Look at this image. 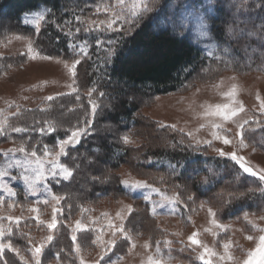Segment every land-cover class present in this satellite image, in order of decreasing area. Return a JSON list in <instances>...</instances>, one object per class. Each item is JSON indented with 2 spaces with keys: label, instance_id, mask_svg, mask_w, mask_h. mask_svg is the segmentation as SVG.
Masks as SVG:
<instances>
[{
  "label": "trees",
  "instance_id": "trees-1",
  "mask_svg": "<svg viewBox=\"0 0 264 264\" xmlns=\"http://www.w3.org/2000/svg\"><path fill=\"white\" fill-rule=\"evenodd\" d=\"M112 1L0 0V22L1 15L5 12L10 22L15 24L13 31L30 37L36 50L43 54L73 62L80 56L74 54L68 44L80 43L85 37L90 42V58L82 59L78 65V91L48 101L45 108L20 111L8 124L30 129L13 134L18 141L29 142L26 144L28 148L35 146L38 153L40 149L43 152L44 144L54 148L58 140L65 136L63 130L41 136L31 129L47 127L46 122L63 123L62 112L68 114L64 127L83 120L85 111L91 113L92 109L88 90L97 88V92L91 97L98 105L95 116L87 117L91 122L79 142L67 146L66 155L61 157V161L69 165L74 174L68 181L52 184L54 194L65 197L61 204L63 214L60 215L57 235L51 245L52 250L49 251L53 259L59 256L61 262L67 259L69 262L75 261L72 251L74 244L67 220L84 208L83 203L94 206L101 200L131 197L138 208L136 215L139 214L143 222L146 219L153 222L148 203L129 195L121 184L118 171L123 167L171 196L174 184L192 191L197 200L195 205L177 204L185 223L195 219L201 209L200 202L211 205L224 223H244L246 215L264 214V182L258 177L243 173L232 160L211 155L203 147H200L199 152H194L187 136L183 145L176 148L167 146L185 133L150 122L140 114L141 107L149 104L155 97L183 92L222 74H264V40L260 39V34H264V0H144L146 10L132 19L130 25H126V29L130 30L125 33H101L93 28L89 33L80 32L76 40L66 35L70 30L74 32L77 27L87 26L78 23L75 17H80L81 20L111 19V13L97 14L95 10L97 7L110 5ZM124 3L130 4L125 9L131 11L138 0ZM183 3H187L190 8L200 7L207 11L211 34L220 45L218 55L208 57L189 38L179 37L170 29L159 27V21L166 19L169 11L172 12L171 6L179 10L184 6ZM40 7H46L48 11L46 19L37 30L25 24L23 16ZM123 9L115 10L128 16L130 11L125 12ZM52 21H57L60 25L70 23L61 32ZM120 26L119 23L116 25L118 28ZM229 30L243 33L233 38L228 35ZM252 32L257 35H250ZM98 35L117 40L116 55L108 63L105 70L107 74L104 76H98L94 71V61L98 56L104 55L103 52H97L95 37ZM13 61L21 62V59L0 57V70L12 65ZM100 92L104 96L101 97ZM105 124L113 125L114 129L100 134L99 128ZM127 135L131 140H141V143L136 146L124 143L123 137ZM245 139L255 149L264 152V113L256 114L246 126ZM37 140H42L43 143L37 145ZM179 161L184 165L183 168L177 169V174H170L169 162L175 164ZM160 176L166 177L165 182L158 179ZM237 177L240 179L237 180ZM204 178L208 179L207 184L203 182ZM85 181L94 187L80 188ZM17 195L23 200L22 191ZM145 224H142L143 228ZM83 234H94L95 237L97 233L90 231ZM77 237V242L82 243L79 234ZM15 238L20 243L26 240L23 235L14 236ZM83 246L93 245L85 243L82 248ZM49 255L47 253L44 259L48 260L46 257Z\"/></svg>",
  "mask_w": 264,
  "mask_h": 264
},
{
  "label": "rangeland",
  "instance_id": "rangeland-1",
  "mask_svg": "<svg viewBox=\"0 0 264 264\" xmlns=\"http://www.w3.org/2000/svg\"><path fill=\"white\" fill-rule=\"evenodd\" d=\"M183 4L184 6L179 10L171 6L170 9L172 12L169 11L167 13V18L159 21V27L168 28L179 37L189 38L191 42L201 48L208 57L218 55L220 53V45L211 34V25L208 22L207 11L200 7L190 8L187 3ZM129 5V3H124L122 6H118L116 0H113L108 6L115 7V9L124 8L123 10L126 12V10L130 11V9H125L126 7L129 8ZM47 11L48 9L46 7H40L38 10L27 13L30 14V22L27 25L36 28V17L31 14L42 12L46 15ZM7 16L5 12L1 15L0 57H10L12 59L14 57H19L21 62L13 61L12 65L6 67L4 70H0V122H4L7 129L6 135H0V171L7 173L6 176L0 177V202L4 201V204L0 205V217H5L4 219H0V225L5 228L10 226L13 229L14 234L10 237L6 235L3 238L4 241L11 240L13 244L21 250V255L31 259V253L27 251L29 248L27 238L20 243V241H16V238L14 239V236L21 235V231H25L35 241H39L48 234L46 227L37 225L36 221L32 219L36 213H30L27 209L30 206H36L40 209L41 219L45 221L50 220L52 205H46L43 201H51L54 192L53 190L51 192L47 191L45 189V184H49L51 189H53L52 184L58 182L51 180V177H49L48 180H39L35 183L36 192L32 194L23 176L27 175L30 179H35L40 171L39 166L34 162L30 163L27 166V171L22 167H9L10 164L15 165L18 161H25V154L15 151L14 149L18 148L22 143L26 142V144H29V142L24 140L18 141L17 138L13 136L16 132H11L10 128H8V124L11 118L18 115L20 111L28 112L30 110L45 108L48 102V96L57 99L78 91V65L75 70L76 76H71L69 68L65 67V63L70 67L72 61H66L60 57L46 55L37 51L34 41L30 37L16 34L13 31L15 24L10 22V18ZM25 16L26 14L23 16V22ZM42 23L43 21L40 22V27ZM204 30H208V38H202L200 36V33ZM17 37L25 38L18 39ZM30 44L33 49L31 55H35V59H32L29 55ZM213 45H215V47H213ZM44 56L52 57L53 59H42ZM73 81H75V83H73ZM69 85H72V87H69ZM233 86L236 88L235 98L244 104L247 115L252 117L249 122L253 120L256 114H263L260 111V100L257 99V96L264 99V74L259 73H226L215 79L200 82L193 88L186 89L183 92L155 97L149 104H145L141 107L140 114L145 119H148V121L158 123L161 126L175 125V130H184L182 133L192 131L199 139H211V129L208 125L212 121H218L216 116L223 115L216 111V106L218 104L231 103L226 93L231 91ZM73 88H75L76 91H73ZM208 109H210L211 115L205 114ZM62 113L63 126H66L67 118L65 117H68V114L65 112ZM201 125H205V127L201 128ZM225 127L232 130L231 135H235L236 127L234 124L227 123ZM112 129H114L113 125L105 124L103 127L99 128V133L103 134L105 130L110 131ZM198 129L199 131H197ZM80 138L81 136L78 138V142ZM131 141L132 143L130 144L133 146L138 145L137 143H141V140H136L135 138ZM246 143H248L247 140ZM248 145L247 148L241 149L238 146H224L218 141H213L212 147H205L203 145H201V147L205 148L211 155H216L214 151L215 148L220 149L223 147L225 151H238V153L246 157L256 169L264 168V152L255 149L249 143ZM42 154L43 152L40 149L38 156H42ZM60 159V157H57V162H59ZM42 167L45 169L46 173L50 165L45 160ZM118 173L121 175V179H140L125 167L121 168ZM61 181L63 180H59V182ZM100 181H102V179H100ZM5 186L15 192L16 195H9ZM92 186L94 187V185H89L85 181L80 185V188L88 189ZM124 188L129 195L141 198L148 203L150 216L153 215V222H151L150 219H146L147 224H145L146 222L140 219V215H136V210L138 208L131 197L120 198L118 200H101L96 202L94 206L83 203L84 208L78 210L70 220H67L68 224L71 226L77 219H83L85 221H88L89 218L98 219L99 224H92L90 227L95 230L104 226L105 230H107L106 221L102 213L106 212L111 217H115L116 213L121 211L124 205L131 204L133 206L134 211L124 221V224L135 236L137 246L131 251V242L123 241L122 239L118 240L117 246L108 254L111 257L109 264H111L112 261H118L119 264H141L142 259H146L148 255H152L155 259H162L166 261V264H204L202 260L197 259V253L202 252L203 249L194 250L195 246H190L187 243V237L193 232H198V239L209 248L214 249L219 255L224 254L222 245L225 242H231L229 252L233 258L231 260L220 261L219 255L205 256V259H210L212 264H264V240H262V238H264V231L259 230L264 228V219H260L264 217V214L259 216L246 215L249 216L254 224L258 225V227H253L252 222L248 220L244 223H224L220 220L216 212L217 222L219 224L228 225L227 229H223L211 223L212 218L208 215L207 207L212 206L206 204L204 208L200 209L195 219H192L190 223H185V221H182L177 204H171L163 200L164 196L171 197L170 194L162 190L160 193H155L150 189ZM20 191L24 194L23 200L20 199L21 196L17 195ZM149 197L151 199H149ZM9 203L14 204L15 207L9 209L7 207ZM153 207H155V214L152 212ZM85 209L89 211H83ZM213 210L216 211L214 208ZM84 214H86L87 217H84ZM9 215L13 217H23L19 226L6 219ZM58 219H60V215ZM142 224H145L144 228ZM57 229L54 233L55 237L57 235ZM177 232H179L180 235L174 236L173 233ZM78 234L83 244L87 243L91 245V240L95 238L94 234L85 235L83 233H77V235ZM249 236H251L252 239H247ZM105 238L107 239L109 237L106 236ZM146 240H150L152 243V247L148 250L142 247ZM166 240L173 241L171 246L165 243ZM157 242L160 248L159 253L156 252ZM52 243L47 245L42 253V264H57V256L53 259L51 255H49V251L52 250ZM72 251L75 261L69 262L70 260L67 259V261L64 260L60 262V264H80L74 245H72ZM98 251L99 249L95 245L86 246L82 248V256L91 264V262L96 259ZM129 251H131V253ZM47 253L51 259L48 256L46 257L48 260H45L44 257ZM4 258L9 261V264H22V261L13 252L5 251ZM105 259L107 260L108 257H105ZM101 264H103V262H101Z\"/></svg>",
  "mask_w": 264,
  "mask_h": 264
},
{
  "label": "snow or ice",
  "instance_id": "snow-or-ice-1",
  "mask_svg": "<svg viewBox=\"0 0 264 264\" xmlns=\"http://www.w3.org/2000/svg\"><path fill=\"white\" fill-rule=\"evenodd\" d=\"M118 6H122L124 4V0H116ZM146 10V4L144 3V0H139L138 4H133V7L128 14V16L122 15L119 12H116L115 7H109L108 5H105L103 7H97L96 13H111L112 18L111 19H100V20H93V19H87V20H81L80 17H75L76 21L81 24L87 25L86 27H77L75 31H69L66 33V35L71 36L73 40H76L80 32L89 33L92 31L93 28L97 32L101 33H107V32H126L130 29H126V25H130L132 23V19H135L139 14ZM29 15L26 14L24 18V22L28 24L30 22ZM36 17L35 24L36 29L39 30L40 22L44 21L46 19V16L44 13L39 12L35 14H31ZM128 17H131L129 19ZM53 24H56L57 27L61 32H64V28L69 24L70 22H65L64 25H60L57 21H52ZM120 24L121 26L118 28L116 27L117 24ZM243 31H234L229 30L228 35L232 36L233 38H236L237 36L241 35ZM250 35H257V33L252 32ZM200 36L202 38H208L209 32L208 30H204L200 33ZM18 39H24L25 37H17ZM260 39L264 40V34H260ZM96 48L97 52H103V57L97 58L96 61H94V71L98 74V76H104L106 75V68L110 60H112L116 53H115V45L117 43L116 39H112L111 37H102V36H96ZM215 47V45H213ZM68 48L76 55H79V59L73 60L70 67L67 63H65V67L69 68L70 75L75 77L76 76V68L77 65L81 63V60L84 58H90V42L85 37L83 41L80 43H69ZM79 50V51H77ZM227 51V49H225ZM33 52V49L31 47V44L29 45V55L32 59H35V55H31ZM42 59H53L52 57L44 56ZM219 59V57H217ZM75 83V81H73ZM94 84L96 81L93 82ZM69 87H72V85H69ZM73 91H76L75 88L72 89ZM97 92L96 87H92L88 90V97H89V103L92 105L91 113H88L85 111L84 113V119L78 120L74 125L70 127H64L63 123H56V122H46L47 127L39 126L37 128H32V131H37L43 135H52L53 133H56L60 130H63L65 132V136L63 138H60L58 142L56 143V146L54 148H49L47 144L43 145V154L42 156H38V149L37 147L33 146L31 148H28L26 146V142L22 143L18 148L14 149L15 151H18L20 153L25 154V161L21 162L18 161L15 163V165L10 164L9 167H22L27 171V166L30 163H36L39 166V173L35 177V179H30L29 176L24 175L23 179L26 183H28V187L32 194H35L36 188L35 183L39 180H48L49 177L53 181L59 182V180L68 181L72 178L74 171L72 168L63 163L61 159L59 162H57V157H64L67 152V146L74 145L78 143V138L83 134L84 131H86V128L88 124L91 122L90 119L87 117L89 115L95 116V113L97 111L98 105L97 103L91 99L92 95ZM99 95L102 97L104 96L103 92H100ZM228 99L231 101V103H225V104H218L216 106V111L218 113H221L223 115L216 116L218 118V121H212L208 127L211 129L210 135L211 139H199L196 134L192 131H189L185 133L184 135H181L179 140H176L174 142H170L167 144V146L171 148H176L179 145H183L185 143V136H187L188 140L190 141L189 146L192 147L194 152H199L201 145L205 147H212L213 141H218L224 146H238L239 148H247L249 145L246 143L245 139V126L249 124V120L252 119V117H249L247 115V110L244 106V104L235 98L236 96V88L233 86L232 90L226 93ZM54 97L48 96L47 100L52 101ZM257 99L260 100V111L264 113V99H261L259 96H257ZM206 115H211L210 109L205 113ZM243 114V115H242ZM227 123L234 124L236 127L235 135H231V129L226 128L225 125ZM169 127L175 128V125H170ZM205 127V125H201V128ZM10 128L11 132H26L30 129L27 127H16V126H8ZM181 132L184 130L181 129ZM199 131V129L197 130ZM7 129L4 122H0V135H6ZM123 142L126 144L132 143L130 136H124ZM37 145L42 144V140H37L35 142ZM58 149V150H57ZM11 151V150H10ZM214 151L216 152V155L219 157H226L233 162H235L236 165H238V168L243 171V173H247L251 176H258L259 180L264 182V168L256 169L251 163L247 160L246 157H243L238 153V151H225L224 148L217 149L215 148ZM39 157V159H38ZM45 160L50 165V167L47 169L45 173V169L42 167L45 163ZM183 164L181 161L173 164L169 162L168 168L170 169V174H177V169L183 168ZM211 170H209L210 172ZM7 173L4 171H0V177L6 176ZM155 179V178H154ZM161 182H165L166 177L160 176L158 178ZM240 177H237V180H239ZM205 184L208 183V179L204 178L203 181ZM121 184L126 188H133V189H150L152 192L160 193V188L154 187L152 184H150L147 180L142 179H122ZM6 187V186H5ZM7 191L9 192V195H16L15 192L11 191L10 188H7ZM45 189L49 192L52 191L51 186L49 184H45ZM173 195L171 197L164 196L163 200L167 201L171 204H180L184 203L186 206L188 205H195L197 203L195 194L187 189L186 187L180 185V184H174L173 185ZM183 197V199H182ZM65 197L53 194L52 200H45L43 201L44 204H51L52 205V213H51V219L48 221H45L41 219L40 216V209L36 206H30L28 207V211L30 213H36L32 219H34L37 223V225L41 227H46L48 230V234L42 237L39 241H35L30 235L27 233H24L21 231V235L25 236L27 238V243L29 245V248L27 251L31 253V259L26 258L25 256L21 255V250L16 247L11 240L4 241V237L12 236L13 229L12 227H3L0 225V264H9V261L4 258L5 251H10L16 254V256L19 257V259L22 261V264H42L41 256L45 249V247L49 244H51L55 239V230L58 228L60 221L58 219L59 215L63 214V208L60 207L61 201L64 200ZM149 199H151L149 197ZM4 204V201L0 202V205ZM206 206V202H200L199 207L204 208ZM9 209H12L15 207L14 204L9 203L7 205ZM71 207V205H69ZM83 211H89L87 209ZM134 211L133 206L131 204L124 205L121 211H118L115 215V217H111L108 213H102V216L104 217L106 221V229L104 226L99 227L98 229H92L90 225L92 224H99L98 219H91L89 218L88 221H85L83 219H77L75 220L74 224L69 226L71 229V240L73 241V244L75 246V252L77 254V258L80 261V264H89L88 261H86L82 256V245L81 243H78V237L77 233H87L90 231H96L95 238L91 240V244L95 245L99 251L97 253V257L94 261L91 262V264H109L111 261V257L108 255L109 252L112 251L117 246L118 240L123 241H129L131 242V251L136 248V238L131 233L129 229L125 227L124 221L128 218L129 215ZM218 211V210H217ZM153 214H155V207L152 209ZM208 215L212 218L211 223L213 225H216L219 228L227 229L228 225L219 224L216 219V211L213 210L212 207H207ZM5 217H0V219H4ZM23 217H13L9 215L6 217L9 221L14 222L17 226H19L20 221ZM245 220H248L252 222L253 227H258V225L254 224L253 221L249 218V216L244 217ZM260 219H264V217H261ZM260 231H264V228L259 229ZM174 236H179L180 233H173ZM215 235V233H214ZM108 236L109 238H105ZM199 233L193 232L191 235L187 237V243L190 246H195V249L202 248V252L197 253V259L202 260L204 264H212V261L210 259H205V256H216L219 255L214 249L209 248L207 245L203 244L201 240L198 239ZM247 239H252L251 236L247 237ZM264 240V238H262ZM165 243L169 246L173 243L171 240H166ZM224 254L219 255L220 261L225 260H231L233 257L231 256L229 249L231 247V242H225L223 245ZM142 247L145 250H148L152 247V243L150 240H146ZM63 251V250H61ZM131 251H129L131 253ZM160 248L159 244L157 242L156 252L159 253ZM105 257H108L106 260ZM61 258L57 256V264H60ZM111 264H119L118 261H112ZM141 264H166V261L162 259H155L152 255H148L146 259H142Z\"/></svg>",
  "mask_w": 264,
  "mask_h": 264
}]
</instances>
